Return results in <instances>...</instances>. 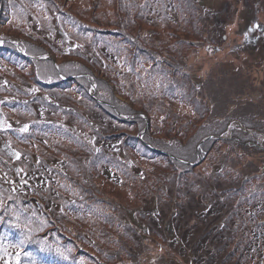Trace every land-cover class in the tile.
I'll use <instances>...</instances> for the list:
<instances>
[{
  "label": "rangeland",
  "instance_id": "obj_1",
  "mask_svg": "<svg viewBox=\"0 0 264 264\" xmlns=\"http://www.w3.org/2000/svg\"><path fill=\"white\" fill-rule=\"evenodd\" d=\"M235 142L264 152V0H0V264H264Z\"/></svg>",
  "mask_w": 264,
  "mask_h": 264
},
{
  "label": "trees",
  "instance_id": "obj_2",
  "mask_svg": "<svg viewBox=\"0 0 264 264\" xmlns=\"http://www.w3.org/2000/svg\"><path fill=\"white\" fill-rule=\"evenodd\" d=\"M106 32H108V31H106ZM86 33V32H85ZM109 36V35H108ZM249 40H253V41H255V38H251V39H249ZM108 49L110 50L111 48L110 47H108ZM49 61V60H48ZM55 64V63H54ZM56 65V64H55ZM57 66V65H56ZM58 67V66H57ZM58 69V68H57ZM61 76H62V74H60ZM239 117H242V116H239ZM246 117H248V116H243L241 119L243 120L244 118H246ZM234 118L233 117H231V116H229V118H224V117H221V119L220 120H233ZM253 119H255V118H253ZM244 123L246 124V126H248V128L249 129H251V128H253V126H255L253 123H252V121H248V120H244ZM146 126H147V128H146V131H148L149 129H150V122L148 121V122H146ZM219 129V131H217ZM225 131H226V129L224 128V127H221V125H218L217 127H215L214 128V131H211L212 133H210V134H219V132H220V134L221 135H225ZM232 131L234 132L233 134H235V135H243V136H245V138H246V140H254L255 142H257L258 141V139H257V135L256 134H254V136L252 137L251 135H248V134H246L245 132H243L242 130H240V129H238L237 127H233V129H232ZM206 130L205 129H203V128H201V138H200V140H202V143L203 142H207V141H214V139H213V136H211V137H208V138H206L205 139V137H206ZM221 139V143H224V142H226L223 138H220ZM238 141V140H237ZM258 143H255L254 144V146H252V147H248L247 148V146H244V145H242V144H240L239 142H235L234 143V145L236 146V145H238V147L239 148H242V149H244L245 151H242V152H246V151H248V150H252V149H254V151L256 152V153H259V154H264V152H263V150H261L260 148H259V146L257 145ZM229 150H233L230 146L228 147V149L226 150V151H229ZM231 152V151H230ZM162 154H163V156L164 157H169L170 159H171V161H173L174 163H178V164H181L182 166H185V167H187V166H192V163H190V161L189 160H191V161H194V159L195 160H197L198 158H199V151L196 149V147L194 146V145H192V147H190L188 150H186V153L187 154H189L190 156H195L196 155V157L195 158H192V157H189V158H191V159H189V158H187L188 156L187 155H182L181 153H178V152H176V151H174V153L173 152H171V154H169V153H166L165 151L163 152H161ZM256 155V154H255ZM223 156H225V155H223ZM225 160L223 159V160H221L220 162H216V166H214L213 165V168H212V171H211V173L212 172H214V177L215 178H219V177H225L227 174H229V171H228V169L226 168V164H225V162H224ZM261 164V163H260ZM260 164L259 165H255L254 166V169L253 168H248V170L247 171H252V172H249L248 174H252L253 173V171H255V170H258L259 169V167H260ZM228 165V164H227ZM233 170H235L234 172H236V173H238V170L237 169H233ZM243 174V173H242ZM236 175L237 174H235V177H236ZM246 175V173L244 174V176ZM238 176V175H237ZM183 178H179V180H182ZM209 204H207V205H205V206H203V210L205 211V210H207L206 211V213L207 212H212V210H210V209H213V208H211V207H209ZM208 208V209H207ZM215 211V210H214ZM222 214H223V210L221 209V210H217V211H215V217H216V219L214 220V224H215V226H220L222 223H225L226 222V220H225V216H222ZM219 228H222V227H219Z\"/></svg>",
  "mask_w": 264,
  "mask_h": 264
}]
</instances>
